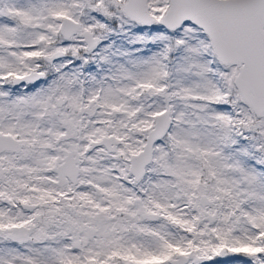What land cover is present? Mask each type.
Returning <instances> with one entry per match:
<instances>
[{
  "label": "snow or ice",
  "instance_id": "6c2138e0",
  "mask_svg": "<svg viewBox=\"0 0 264 264\" xmlns=\"http://www.w3.org/2000/svg\"><path fill=\"white\" fill-rule=\"evenodd\" d=\"M0 264H264V0H0Z\"/></svg>",
  "mask_w": 264,
  "mask_h": 264
}]
</instances>
